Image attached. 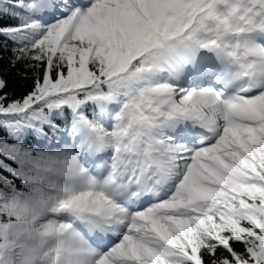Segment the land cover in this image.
<instances>
[{
    "label": "snow or ice",
    "instance_id": "1",
    "mask_svg": "<svg viewBox=\"0 0 264 264\" xmlns=\"http://www.w3.org/2000/svg\"><path fill=\"white\" fill-rule=\"evenodd\" d=\"M0 50V264H264V0H0Z\"/></svg>",
    "mask_w": 264,
    "mask_h": 264
},
{
    "label": "trees",
    "instance_id": "2",
    "mask_svg": "<svg viewBox=\"0 0 264 264\" xmlns=\"http://www.w3.org/2000/svg\"><path fill=\"white\" fill-rule=\"evenodd\" d=\"M11 55L7 50H0V56L7 57ZM7 79L8 90L15 93L16 95H21L26 92L31 85V80H25L22 77V69H17L8 74Z\"/></svg>",
    "mask_w": 264,
    "mask_h": 264
}]
</instances>
